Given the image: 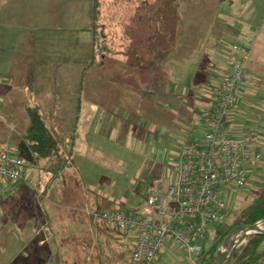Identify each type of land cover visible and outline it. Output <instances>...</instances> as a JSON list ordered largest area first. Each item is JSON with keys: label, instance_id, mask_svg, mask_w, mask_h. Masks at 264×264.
I'll use <instances>...</instances> for the list:
<instances>
[{"label": "rangeland", "instance_id": "rangeland-1", "mask_svg": "<svg viewBox=\"0 0 264 264\" xmlns=\"http://www.w3.org/2000/svg\"><path fill=\"white\" fill-rule=\"evenodd\" d=\"M226 2L227 0L178 1L175 47L167 58L162 73L156 75V83L153 86L144 84L153 80L152 78L134 76L132 70L121 60L107 59L102 63L97 59L94 66L88 68L81 94L86 99H92L93 105L97 106L96 102L99 101V104L102 102L101 105L108 109L111 114L110 137L115 135L116 139H122L123 143H128L126 146L137 147L136 151L155 160L163 167L168 161L175 160L181 148L179 141L183 136L179 135L182 133L180 128L183 127V121L181 109L179 111L171 101L172 95L174 92L183 94L191 85L195 59L203 50L208 52V56L212 50H216L214 44L219 37L228 38L224 42H219L217 47L223 53L228 54L231 52V47L237 45L234 43L236 39L230 34V28L228 29L230 22L225 18ZM50 8L53 10L54 17H57L60 11L58 4ZM67 25L68 23L63 21L31 22L28 31L7 32L4 43L0 35V48L5 61L0 69V73L4 74L3 77L0 75V146H17L28 125L27 107L33 108L39 104L41 109L47 112L50 103L60 101L56 109L59 117H66L72 123L73 100L75 101L78 91L71 96L63 93L56 95L52 91L56 85L61 90L64 89L59 85L66 73L71 72L69 84H72L82 74V68L88 66L92 52L90 35L92 25L86 23L81 27L80 23H77L76 26L86 28V32L78 29L64 32ZM57 27L61 30L54 29ZM217 51L212 55V61L225 65L226 59L223 60V55ZM203 59L206 58L203 57ZM113 79L116 85L110 84ZM67 99H71L72 103ZM175 99L178 98L175 97ZM121 110L130 112L127 115L128 118L122 116L124 114ZM64 126L65 129L70 130L69 122ZM129 130H134L139 138L137 145L134 141L130 142L132 138L125 140L128 135L124 132ZM147 144L148 147H146ZM41 167H48L50 170L56 168L47 164H41L40 167L28 164L25 167V179L17 184L6 183L4 185L6 189L0 194V264H45L42 253L47 249L50 250V247L38 246L43 237L40 233V225L43 222L41 212L43 201L38 193L42 192L43 184L48 183L50 177L44 178L40 171ZM38 175L44 179L43 182L38 180ZM261 175L260 178L264 179V170ZM256 179L249 184L248 188L231 189L222 195L226 198V208L228 205L229 208L232 206L233 212L229 217H225L220 227L221 231H225L251 200L260 193L259 187L262 181ZM69 184L67 183V186ZM70 185L73 187L72 183ZM53 186L48 187L50 189H48V195H51L49 198L51 201L56 202L55 197H59L58 182ZM141 187L142 185L139 184L136 188ZM89 201L88 204L84 203L82 208L88 209L90 213L97 211L95 208H89ZM68 203L71 202L68 201ZM45 204L47 202H44L43 206ZM78 209L77 214L87 215L85 210ZM99 211H107V209ZM262 226L264 227V222ZM103 233L106 235L108 232ZM210 238L206 239L204 248L210 246ZM88 244L92 249L88 264H99V258L102 257L100 253L98 255V250L101 249L99 243L97 245L89 241ZM174 252L172 256H165L157 264H187L182 252ZM88 254L86 249L79 245L77 260L66 263L85 264L84 255ZM127 260L130 261L129 257ZM46 264L50 263L47 261ZM52 264H55L53 260Z\"/></svg>", "mask_w": 264, "mask_h": 264}, {"label": "crops", "instance_id": "crops-1", "mask_svg": "<svg viewBox=\"0 0 264 264\" xmlns=\"http://www.w3.org/2000/svg\"><path fill=\"white\" fill-rule=\"evenodd\" d=\"M56 4L60 7V11L57 17H54L50 7ZM225 7V18L230 22L228 29L230 28V34L236 39L234 43L240 45L243 50L248 47L250 51L247 77L238 91V106L234 109L233 118L227 129L235 137L248 134L259 135L261 151L264 154V0H227ZM91 15L92 0H0V35L4 43L7 32L28 31L29 23L39 21H63L68 23L64 32L71 29L86 32L87 29L81 27L83 24L91 23ZM77 23H80L81 27L78 28ZM54 29L61 30L58 27ZM225 39L228 38L219 37L214 44L216 50H212L209 56L208 52L204 50L201 52L193 63L195 69L191 85L183 94L174 92L172 95L173 105L177 106L179 111L181 109L183 121V127L180 128L182 133L179 132L181 133L179 136H183L179 141L181 145L188 139L196 143L202 139L203 127L200 122V112L209 104L210 88L207 84L210 83L212 86L220 82L228 70L226 65L212 61V55L217 50L223 55V60L227 59L228 54L217 48L219 42H224ZM2 53L0 48V69L5 62ZM208 65L210 66L207 68V74H200L201 70ZM68 73L60 80L59 85L64 87V94H68L66 90L77 85L78 82L77 79L69 84L71 72ZM0 75L4 76L2 73ZM110 84L116 85L114 79ZM175 97L178 99L174 100ZM68 101L72 103L71 99ZM73 102L75 103L74 100ZM96 104L97 106L93 105L92 99H86L83 95L76 128L72 168L66 174L67 179L72 180L73 187L70 183L67 187L60 189L59 197H55L56 202L49 199L51 195H48V192L38 193L43 201L41 203L43 222L40 225V233L43 237L38 246L50 247V250L47 249L42 253L45 264L47 261L52 264V260L55 264H58V261L59 264L76 261L79 245L89 253L84 255L83 260L85 264H88L92 255V249L88 246L89 241L97 245L99 243L101 247L100 250L97 249L98 255L100 253L102 256L99 258V264L130 262L127 257L130 259L133 235L111 230L95 222L88 209L82 208L83 204H88L90 200L89 208L92 209L97 206L101 210L135 211L145 205L146 198L151 192L157 190V187L153 185L155 179L162 180L161 188L164 190L176 181L181 148L174 161H168L164 167L158 165L155 160L136 151L139 138L134 130L124 133L128 135L125 140L132 138L130 142L134 141L136 148L126 146L128 143L125 144L122 139H116L115 135L110 137L109 118L111 114L101 105L102 102L99 104L97 101ZM122 112L124 114L122 116L128 118L127 115L130 112L126 110ZM148 146L147 144L146 147ZM38 180L43 181L44 179L38 175ZM254 180L255 178H252V181ZM76 182L79 183V188ZM139 184L142 187L137 189ZM44 202L47 204L43 206ZM78 208L85 210L87 215L77 214ZM103 232L108 233L105 235ZM174 251L181 252L172 243H168L159 260L165 256H172ZM182 254L185 255L183 252ZM185 258L187 264H192L186 255Z\"/></svg>", "mask_w": 264, "mask_h": 264}, {"label": "built area", "instance_id": "built-area-1", "mask_svg": "<svg viewBox=\"0 0 264 264\" xmlns=\"http://www.w3.org/2000/svg\"><path fill=\"white\" fill-rule=\"evenodd\" d=\"M250 51L233 45L222 80L210 88L208 106L200 112L202 139L185 141L180 149L176 181L162 189V180L155 179L157 190L151 192L139 210L112 209L94 211L90 216L111 230L130 233L131 264H156L164 248L172 243L192 264L203 252L209 230L224 222L226 201L222 195L231 189L248 188L252 178L260 179L264 156L259 135L232 136L228 126L237 104V92L247 77ZM26 161L14 146H0V194L5 184L24 179ZM263 222L257 223L264 229ZM236 234L227 246L217 252L227 254L231 244L235 251L246 241Z\"/></svg>", "mask_w": 264, "mask_h": 264}, {"label": "trees", "instance_id": "trees-1", "mask_svg": "<svg viewBox=\"0 0 264 264\" xmlns=\"http://www.w3.org/2000/svg\"><path fill=\"white\" fill-rule=\"evenodd\" d=\"M178 1L92 0L91 60L87 67L82 68V74L77 78V85L66 90L67 96L78 91L74 112H71L72 123L66 117H59L56 109L60 101L50 103L47 112L42 110L39 104L33 108L27 107L28 125L16 146L19 155L25 159L26 166L35 164L40 167L41 164H47L56 167L53 170L48 167L40 168L44 177H50V181L43 184V193L48 192L49 186L54 187V183L58 182L60 190L67 187V183L72 182L67 179L66 174L72 168L76 128L82 101L81 93L88 68L93 67L97 59L102 63L107 59L121 60L132 70L134 76L152 78L153 80L145 84L153 86L175 47ZM209 66H205L200 74H207ZM207 86L212 87L210 83ZM63 91L56 85L52 92L61 95ZM68 122L70 130L64 128V124L68 125ZM259 180L262 181L259 187L260 193L240 212L239 217L233 220L225 231L220 230L223 223L216 224L209 230L206 239L211 237L210 246L205 247L196 258L198 264H214L218 246L237 227L264 222V179ZM76 185L79 188V183L76 182ZM227 209L226 216L229 217L233 212L232 206L229 208L228 205ZM95 210L101 209L96 206ZM263 246L264 235H250L245 245L236 251L231 264H262Z\"/></svg>", "mask_w": 264, "mask_h": 264}, {"label": "water", "instance_id": "water-1", "mask_svg": "<svg viewBox=\"0 0 264 264\" xmlns=\"http://www.w3.org/2000/svg\"><path fill=\"white\" fill-rule=\"evenodd\" d=\"M238 233H243L240 241H246L250 235H264V229H259L256 224L250 226H239L225 238V240L220 244L221 247H224L226 243H229L230 240ZM236 251L230 244L228 248V255L220 252H216L215 263L214 264H230Z\"/></svg>", "mask_w": 264, "mask_h": 264}]
</instances>
